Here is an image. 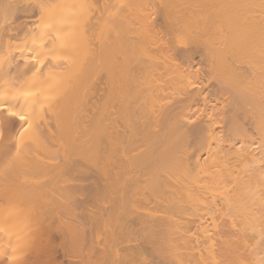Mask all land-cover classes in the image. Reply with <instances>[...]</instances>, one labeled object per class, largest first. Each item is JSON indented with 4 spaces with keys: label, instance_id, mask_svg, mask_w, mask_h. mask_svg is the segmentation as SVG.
<instances>
[{
    "label": "bare ground",
    "instance_id": "1",
    "mask_svg": "<svg viewBox=\"0 0 264 264\" xmlns=\"http://www.w3.org/2000/svg\"><path fill=\"white\" fill-rule=\"evenodd\" d=\"M20 261L264 264V0H0Z\"/></svg>",
    "mask_w": 264,
    "mask_h": 264
},
{
    "label": "rangeland",
    "instance_id": "2",
    "mask_svg": "<svg viewBox=\"0 0 264 264\" xmlns=\"http://www.w3.org/2000/svg\"><path fill=\"white\" fill-rule=\"evenodd\" d=\"M27 256H30V254L27 255ZM21 262H22V261H20L18 264H23V263H21ZM26 262H27V261H26ZM24 264H28V263H25V262H24Z\"/></svg>",
    "mask_w": 264,
    "mask_h": 264
}]
</instances>
